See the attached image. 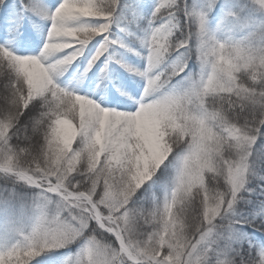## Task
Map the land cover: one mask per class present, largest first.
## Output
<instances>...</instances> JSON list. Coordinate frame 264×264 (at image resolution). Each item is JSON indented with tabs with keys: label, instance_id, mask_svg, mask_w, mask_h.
I'll use <instances>...</instances> for the list:
<instances>
[{
	"label": "snow or ice",
	"instance_id": "1",
	"mask_svg": "<svg viewBox=\"0 0 264 264\" xmlns=\"http://www.w3.org/2000/svg\"><path fill=\"white\" fill-rule=\"evenodd\" d=\"M219 2L0 0V176L35 190L0 264H264V0Z\"/></svg>",
	"mask_w": 264,
	"mask_h": 264
},
{
	"label": "trees",
	"instance_id": "2",
	"mask_svg": "<svg viewBox=\"0 0 264 264\" xmlns=\"http://www.w3.org/2000/svg\"><path fill=\"white\" fill-rule=\"evenodd\" d=\"M27 2V0H25ZM44 5L49 7L52 6L54 0H42ZM132 2V0H129ZM141 2L145 5H150L152 0H141ZM187 3L192 4L193 0H187ZM224 3V0H220L217 7L213 9L210 15V25L212 28H215L220 21L221 17V7L220 5ZM5 4H19V0H5ZM3 6L0 5V8ZM145 11H150V8H145ZM113 31H117L115 27ZM117 34H120L117 32ZM126 59L131 63H137L135 57L128 55ZM117 69V74L120 78L122 76L121 81H126L129 79L128 73L119 69L118 66H114ZM139 67H143V62L139 63ZM190 67L195 70V60L193 59L190 62ZM74 69H70L69 71H73ZM142 85V83H141ZM264 145V137L260 138L256 142V148L260 149L261 146ZM264 170V169H262ZM255 184V181H253ZM15 193V195H13ZM35 194V190L24 186L20 183H15L11 179L0 176V227H5L9 223L13 225L16 229H19L22 232H27L31 225L34 223V217L30 210L26 209L25 211H21L20 205L23 202L25 205H30L32 201V197ZM245 230L252 236L253 239L257 241H264V232L256 231L253 228L246 227ZM20 237L16 233H13L8 239H0V250H3L6 246H9L12 243H15L19 240ZM78 245L73 244L70 248L60 249L47 252L42 254L40 257H36L32 264H61V261L65 257L68 252H76Z\"/></svg>",
	"mask_w": 264,
	"mask_h": 264
},
{
	"label": "rangeland",
	"instance_id": "3",
	"mask_svg": "<svg viewBox=\"0 0 264 264\" xmlns=\"http://www.w3.org/2000/svg\"><path fill=\"white\" fill-rule=\"evenodd\" d=\"M120 77H122V76H120Z\"/></svg>",
	"mask_w": 264,
	"mask_h": 264
}]
</instances>
